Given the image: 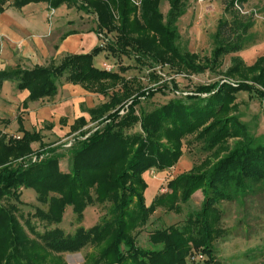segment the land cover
Masks as SVG:
<instances>
[{
    "label": "trees",
    "instance_id": "obj_1",
    "mask_svg": "<svg viewBox=\"0 0 264 264\" xmlns=\"http://www.w3.org/2000/svg\"><path fill=\"white\" fill-rule=\"evenodd\" d=\"M162 1L170 6L166 17L160 11ZM80 2L86 7H81ZM185 2L140 0L136 6L133 0H0V14L7 6L22 9L38 3H47L51 10L63 5L79 11L92 9L98 17L93 32L107 39L109 34H117L115 39H108L107 46L97 47L88 55L69 56L57 67L30 71L18 67L0 72V86L6 81L17 82L18 90L30 92L32 102L54 98L62 79L110 97L90 111L100 128L87 136L82 131L87 124L84 118L72 127L73 133L81 131L86 138L69 150L68 172L61 171L60 162L65 156L55 149L40 163L25 160L26 164H14L35 154L31 146L40 141L37 133L22 130L19 139L0 138V264H55L50 262L51 253L76 254L88 246L94 252L86 255L85 264H188L190 243L203 248L209 256L205 264H217L213 244L223 231L217 228L220 212L215 205L242 204L255 187L264 192V145L251 138L247 127L234 115L239 110L235 104L239 93H254L264 101V57L250 67L239 58L232 59L226 77L236 81V86H201L195 93L151 112L140 105L157 91L135 94L136 90L133 92L129 83L124 82L110 96L109 92L126 79L119 73L97 68L94 63L97 56L110 52L118 57L134 56L138 62L152 66L171 62L186 71L202 72L210 64L212 68L221 67L225 56L237 54L249 45L253 15L242 14L235 8L236 2L243 8L248 0H231L225 4V13L231 14V19L224 14L219 20L212 57L200 63L196 54L181 53L176 41L178 22L186 13ZM116 15L121 21L119 28L115 25ZM122 110L127 111L123 116ZM137 125L140 132L127 133ZM188 136H196L209 156L200 167L171 181V193L156 198L147 207L144 173L173 168ZM229 138L238 139L233 149L226 146ZM25 188L34 189L38 202L47 207L38 209L34 217L46 221L48 226L61 224L66 208L72 207L79 225L75 232L48 231L38 236L39 244L30 239L16 217L17 207L3 205L10 197L20 198ZM198 190L204 195L202 211L188 214L183 226L154 232L150 238L154 249L137 246L139 231L158 208L181 213L180 203L187 204ZM107 203L108 215L95 227L85 229V208Z\"/></svg>",
    "mask_w": 264,
    "mask_h": 264
},
{
    "label": "rangeland",
    "instance_id": "obj_2",
    "mask_svg": "<svg viewBox=\"0 0 264 264\" xmlns=\"http://www.w3.org/2000/svg\"><path fill=\"white\" fill-rule=\"evenodd\" d=\"M229 1L231 0H186V13L178 22L179 37L176 41L181 53L196 54L200 63L212 57V53L216 49L214 34L216 33L219 20L226 14L225 4ZM133 2L136 6L140 4V0H133ZM80 5H82L81 7H86V4L83 5L82 2H80ZM84 8L80 11L75 7L68 8V26L71 29L83 32L96 29L97 15L91 8L87 7V9H91L90 13ZM169 8L167 1L161 2L160 11L164 17L167 16ZM243 11L245 14H252L254 20V27L249 34V45L244 49L248 50L264 35V0H248L243 6ZM226 17L231 19V14H226ZM115 25L117 28L121 26V21L117 15ZM116 35V33L109 34L107 37L109 40H113ZM101 39L103 45L107 46L108 39L105 36ZM235 56L236 54L225 56L221 67L214 66L212 68V64H210L205 70L201 68L203 69L202 72H194L184 70V67L177 65V63L168 62V64L152 66L149 62H138V59L134 56L118 57L113 56L110 52H105L101 56L99 67L103 70L119 73L126 79L109 92L110 96L113 92L120 90L124 82L129 83L128 85L133 92L136 90L135 94L139 93L138 91H157L152 98L142 100L140 105L146 112H151L172 100L195 93L196 89L201 86H209L215 83L236 86V81L226 77L227 71L232 66V59L236 58ZM62 82H65V79H62L59 83ZM99 99L103 102H108L110 97L101 96ZM235 104L239 106V110L234 115L239 117L240 122L247 127L250 137L258 144L264 145V101L254 93L242 92L237 95ZM138 110L140 109L138 108ZM126 113L127 111L122 110L120 115L123 116ZM209 124L210 122L207 126ZM98 128L100 127L95 123L83 131L89 136ZM34 131L41 134L40 141L31 146L35 154L14 164H26L25 160L29 163L32 156H43L44 158L39 161L40 163L48 158L47 155L51 154L49 151L55 149L57 154L65 156L60 162L61 171L68 172L70 167L69 150L77 142L84 140L86 136H82L81 132H78L69 138L68 136L59 138L48 129L46 123L40 127L39 125L34 127ZM140 131V127L137 125L134 129L127 131V133L133 134ZM57 133L62 135L59 130H57ZM14 136L18 137L16 132ZM237 141L238 139L236 138H229L226 146L229 149H233ZM182 143V155L173 168L164 172L151 170L144 173L143 179L149 188V192L146 191L148 192L147 207H150L156 198L170 194L171 190H169L168 184L179 176L191 172L194 167H200L210 154L202 149L203 143L198 141L196 136H188ZM212 161L218 160L212 158ZM21 195L18 199L10 197L4 200L3 205L8 204L17 207L18 210L15 213L19 223L25 234L30 239L35 240L37 244L40 243L38 236L48 231L61 229L65 234H73L78 228L79 225L72 207L66 208L61 224L48 226L46 221L34 217L38 209L47 210V207L38 202L36 191L32 188H25ZM51 196L58 197L57 194H51ZM203 203V192L198 190L187 204L180 203L181 213L169 212L166 209L158 208L151 215L149 223L141 232L139 231L136 237L137 246L144 250L154 249L150 242L151 235L154 232L165 230L172 226H183L188 214L202 211ZM109 206L110 204L107 203L104 206L86 207L83 213V227L91 229L99 224L108 215ZM215 207L220 212V221L217 228L223 231L221 237L213 244L216 263L264 264L263 190L255 187L242 204L222 202L216 204ZM189 245L188 264H205L209 261V256L203 251V248H196L193 243ZM92 252H94V249L88 246L76 254L56 255L51 253L49 259H51L50 262L55 264H85L86 255Z\"/></svg>",
    "mask_w": 264,
    "mask_h": 264
},
{
    "label": "crops",
    "instance_id": "obj_3",
    "mask_svg": "<svg viewBox=\"0 0 264 264\" xmlns=\"http://www.w3.org/2000/svg\"><path fill=\"white\" fill-rule=\"evenodd\" d=\"M102 37L93 31L71 29L67 5L55 10H51L47 3L29 4L22 9L7 6L0 14V72L18 67L27 71L57 67L69 56L88 55L97 47H103ZM102 55L94 59L97 68H100ZM235 57L249 67L253 66L264 57V35L255 45ZM17 86L18 83L12 81L0 86V138H15V132L22 137V130L41 135L34 131V127L45 123L57 137L69 138L78 133L72 132L77 120H86L82 131L95 124L90 111L106 103L99 99L102 95L66 81L58 83V93L54 98L34 102L29 100L28 90L20 91ZM23 192L24 189L21 194Z\"/></svg>",
    "mask_w": 264,
    "mask_h": 264
},
{
    "label": "built area",
    "instance_id": "obj_4",
    "mask_svg": "<svg viewBox=\"0 0 264 264\" xmlns=\"http://www.w3.org/2000/svg\"><path fill=\"white\" fill-rule=\"evenodd\" d=\"M235 8L237 10H239L242 14H245L244 11H243V8L239 5L238 2L235 3ZM15 138L19 139V137H15ZM43 158H44L43 156H41V157L40 156H32L31 157V162L32 163H37V162L41 161Z\"/></svg>",
    "mask_w": 264,
    "mask_h": 264
}]
</instances>
